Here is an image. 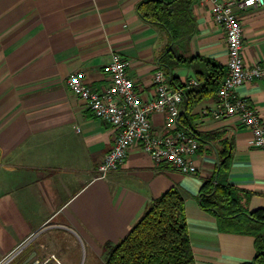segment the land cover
<instances>
[{
    "label": "crops",
    "instance_id": "0c3cea01",
    "mask_svg": "<svg viewBox=\"0 0 264 264\" xmlns=\"http://www.w3.org/2000/svg\"><path fill=\"white\" fill-rule=\"evenodd\" d=\"M141 1L0 0V259L18 248L10 264H103L104 246L119 242L147 205L172 187L183 197L194 264L253 259V237L220 231L197 201L216 167L218 143L226 140L227 182L245 195L247 212L264 209V147L252 146L235 118L203 114L215 108L216 98L188 113L194 131L218 135L201 141L191 157L194 174L156 164L133 143L117 170L97 177L116 130L92 116L66 79L82 73L89 88L100 90L109 82L110 55L118 53L140 98L153 97L168 35L140 18ZM190 12L195 33L177 45L178 52L226 67L225 35L211 4L195 0ZM236 14L244 63L264 62V7ZM171 74L182 85L195 79L185 67ZM235 92L264 122V80L245 82ZM185 108L182 102L181 113ZM150 123L152 132L164 133L162 114L150 115Z\"/></svg>",
    "mask_w": 264,
    "mask_h": 264
},
{
    "label": "trees",
    "instance_id": "16d2710c",
    "mask_svg": "<svg viewBox=\"0 0 264 264\" xmlns=\"http://www.w3.org/2000/svg\"><path fill=\"white\" fill-rule=\"evenodd\" d=\"M194 1L142 0L136 11L142 20L158 26L168 35L166 51L159 61L168 83L173 87L184 86L171 74L175 67L189 68L198 82L183 91L186 109L178 116L177 125L200 145L201 141L215 139L218 135L194 131L188 113L193 105L216 98L226 67L204 57H185L177 50L181 41L188 40L195 33V22L190 12ZM218 144L217 164L211 177L200 188L198 204L216 218L220 231L253 237L254 257L240 264H264V209L246 211L243 204L245 195L227 182L231 158L229 143L221 140ZM183 202L175 187L153 199L119 242L104 246L103 264H194Z\"/></svg>",
    "mask_w": 264,
    "mask_h": 264
},
{
    "label": "built area",
    "instance_id": "2783aa9c",
    "mask_svg": "<svg viewBox=\"0 0 264 264\" xmlns=\"http://www.w3.org/2000/svg\"><path fill=\"white\" fill-rule=\"evenodd\" d=\"M211 4L213 21L222 27L227 49L226 73L216 95V106L208 113L214 119L235 118L250 133L249 143L264 147V122L261 121L250 102L238 96L236 87L251 81L264 80V62L245 64L242 57V24L237 10L264 7V0H197ZM126 61L112 53L105 66L109 82L100 90L89 88L82 73L70 74L66 87L82 100L92 116L116 130L112 147L97 167V177L104 179L123 163L129 146L139 143L156 164H167L182 174H194L192 163L199 142L190 133L178 128L183 91L198 84L196 79L183 87L171 86L162 71L153 75L154 95L142 100L133 81L126 72ZM160 113L164 119V133L152 132L150 115ZM18 248L0 259V264H10Z\"/></svg>",
    "mask_w": 264,
    "mask_h": 264
},
{
    "label": "water",
    "instance_id": "95a60500",
    "mask_svg": "<svg viewBox=\"0 0 264 264\" xmlns=\"http://www.w3.org/2000/svg\"><path fill=\"white\" fill-rule=\"evenodd\" d=\"M186 109V108H185Z\"/></svg>",
    "mask_w": 264,
    "mask_h": 264
}]
</instances>
